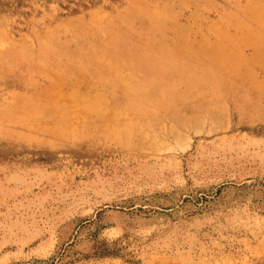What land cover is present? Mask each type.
Listing matches in <instances>:
<instances>
[{
	"label": "rangeland",
	"instance_id": "374dc122",
	"mask_svg": "<svg viewBox=\"0 0 264 264\" xmlns=\"http://www.w3.org/2000/svg\"><path fill=\"white\" fill-rule=\"evenodd\" d=\"M0 264H264V0H0Z\"/></svg>",
	"mask_w": 264,
	"mask_h": 264
},
{
	"label": "crops",
	"instance_id": "0c3cea01",
	"mask_svg": "<svg viewBox=\"0 0 264 264\" xmlns=\"http://www.w3.org/2000/svg\"><path fill=\"white\" fill-rule=\"evenodd\" d=\"M215 42H216V45H217V46H219V45H220V42H219V40H218V39H217V40L215 39Z\"/></svg>",
	"mask_w": 264,
	"mask_h": 264
}]
</instances>
